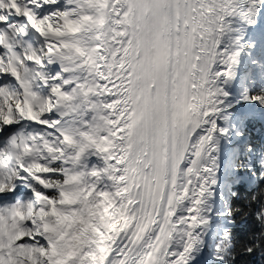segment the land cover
I'll return each instance as SVG.
<instances>
[{"label":"snow or ice","instance_id":"1","mask_svg":"<svg viewBox=\"0 0 264 264\" xmlns=\"http://www.w3.org/2000/svg\"><path fill=\"white\" fill-rule=\"evenodd\" d=\"M0 264H264V0H0Z\"/></svg>","mask_w":264,"mask_h":264}]
</instances>
